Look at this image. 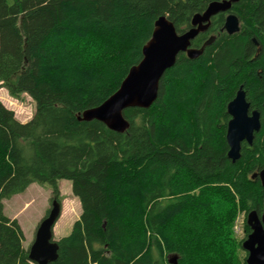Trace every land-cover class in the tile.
I'll return each instance as SVG.
<instances>
[{
	"label": "trees",
	"instance_id": "1",
	"mask_svg": "<svg viewBox=\"0 0 264 264\" xmlns=\"http://www.w3.org/2000/svg\"><path fill=\"white\" fill-rule=\"evenodd\" d=\"M216 0H0V87L35 112L27 122L0 99V264H33L24 231L4 200L30 184L48 183L60 200L69 179L82 207L59 255L48 264H245L247 214L264 212V0H240L229 35L212 17L160 80L149 108L124 110L125 132L99 120L80 121L103 103L142 59L162 15L179 33ZM244 85L261 130L241 157H228L227 106ZM244 214V236L234 224Z\"/></svg>",
	"mask_w": 264,
	"mask_h": 264
},
{
	"label": "water",
	"instance_id": "2",
	"mask_svg": "<svg viewBox=\"0 0 264 264\" xmlns=\"http://www.w3.org/2000/svg\"><path fill=\"white\" fill-rule=\"evenodd\" d=\"M240 0H216L208 4L203 12L195 13L191 27L179 33L168 16H160L154 24L151 38L144 45L142 59L133 65L120 87L103 103L83 111L80 121L99 120L111 130L125 132L129 121L124 110L130 107L149 108L158 98L160 80L167 69L175 65L181 53L195 59L213 44L216 35H211L200 47H193L192 41L209 29L211 19L220 12H227L232 5ZM241 23L234 13L226 16L222 30L229 35L239 32ZM227 112L230 120L226 130L228 157L235 162L241 157L243 142L252 145L255 134L261 130V113L252 109L247 99L244 85H240L234 98L229 101ZM264 186V168L253 174ZM61 214V203L54 199L52 207L40 221L34 241L29 247V258L35 264H48L55 261L59 255V243L54 240V226ZM247 224L251 231L242 241V247L247 252L245 264H264V212L260 215L256 210L247 214ZM171 264H178V256L169 255Z\"/></svg>",
	"mask_w": 264,
	"mask_h": 264
},
{
	"label": "rangeland",
	"instance_id": "3",
	"mask_svg": "<svg viewBox=\"0 0 264 264\" xmlns=\"http://www.w3.org/2000/svg\"><path fill=\"white\" fill-rule=\"evenodd\" d=\"M0 99L5 106L15 112L17 119L22 122L29 121L35 112V101L28 94H23L21 99H16L9 94L5 87H0ZM59 187L61 214L54 226V240H59L68 235L74 221L80 217L82 212L81 203L72 191L71 180L61 179ZM53 200L52 186L48 183L40 184L37 182L30 184L25 191L4 200L5 214L10 218L17 219L24 231V247L26 249L34 241L37 227L51 209ZM244 219L245 215L239 214L234 224L238 238L244 236ZM245 253H247L245 250L241 252V256L243 257Z\"/></svg>",
	"mask_w": 264,
	"mask_h": 264
},
{
	"label": "flooded vegetation",
	"instance_id": "4",
	"mask_svg": "<svg viewBox=\"0 0 264 264\" xmlns=\"http://www.w3.org/2000/svg\"><path fill=\"white\" fill-rule=\"evenodd\" d=\"M220 13H223V15H224V19H226V16L229 14V13H234L233 12V10L231 9V10H229V11H227V12H220ZM219 14V13H218ZM234 14H236L238 17H239V15L237 14V13H234ZM239 19H240V17H239ZM240 23H241V19H240ZM223 31V30H222ZM210 35H217V34H215V33H213V34H210ZM253 42H254V44H255V53H254V55L255 56H257L260 52H261V50H262V47H264L263 46V44L256 38V37H253Z\"/></svg>",
	"mask_w": 264,
	"mask_h": 264
},
{
	"label": "bare ground",
	"instance_id": "5",
	"mask_svg": "<svg viewBox=\"0 0 264 264\" xmlns=\"http://www.w3.org/2000/svg\"><path fill=\"white\" fill-rule=\"evenodd\" d=\"M256 109V108H255ZM261 113V112H260ZM252 176H253V174H252ZM260 180V179H259ZM59 201V200H58ZM261 215V214H260ZM54 232V231H53ZM245 263H246V260H245ZM35 264V263H34Z\"/></svg>",
	"mask_w": 264,
	"mask_h": 264
}]
</instances>
